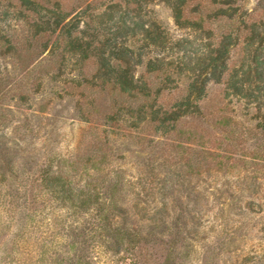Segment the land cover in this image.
Instances as JSON below:
<instances>
[{
    "label": "rangeland",
    "instance_id": "obj_1",
    "mask_svg": "<svg viewBox=\"0 0 264 264\" xmlns=\"http://www.w3.org/2000/svg\"><path fill=\"white\" fill-rule=\"evenodd\" d=\"M59 1L70 13L66 21L77 19L83 29L121 0ZM241 3L262 16L258 0ZM29 7L24 0H0V264L264 263L262 190L259 195L247 190L239 155L225 150V143L217 148L213 118L183 120L169 136L148 125L131 133L127 124L107 122L113 94L76 86L72 81L79 76L71 63L59 70L61 51L41 46L56 35L34 34ZM150 8L175 37L189 34L161 1ZM243 55L241 48L232 50L231 64ZM94 68L86 65L91 73ZM208 91V109L222 115L223 84L211 82ZM176 97L166 93L162 100L170 105ZM58 167L75 188L96 189L102 198L75 208L60 185L55 191L44 181ZM168 172L170 181L158 184ZM163 194L173 217L150 235L139 217L151 214L142 207L161 205ZM100 207L118 220L125 209L137 222L141 233L134 244L119 239L123 235L100 239L92 231L103 225Z\"/></svg>",
    "mask_w": 264,
    "mask_h": 264
},
{
    "label": "trees",
    "instance_id": "obj_2",
    "mask_svg": "<svg viewBox=\"0 0 264 264\" xmlns=\"http://www.w3.org/2000/svg\"><path fill=\"white\" fill-rule=\"evenodd\" d=\"M154 1H116L83 29L77 19L66 21L70 13L64 11L59 0L24 3L31 6L28 10L34 16L30 24L34 34L56 35L52 43L49 38L41 46L43 51L49 46L52 53L61 51L59 70L71 63L79 76L72 81L76 86L113 94V113L106 115L107 122L117 127L121 122L127 124L131 133H140L148 125L155 133L169 136L178 131L183 120L213 118L219 136L217 148L225 143V150L235 157L239 155L241 181L254 195L262 190L264 200V0H258V8L263 11L258 18L241 0H159L171 10L176 25L189 30L181 37H175L158 21L150 8ZM236 48L243 49L244 55L238 64H231L232 50ZM90 62L95 66L92 73L86 69ZM140 67L144 73H138ZM211 82L223 84L222 115L207 107ZM166 93H177L170 105L162 100ZM57 169L45 175L44 181L55 191L60 185L59 192L63 188L65 198L75 208L102 198L96 189L90 192L91 189L75 188L69 175L61 167ZM170 177L168 172L158 177L157 183L166 184ZM164 197L165 194L159 199L161 205L142 207L151 214L139 217L146 219L150 235L165 226V217L172 216ZM193 206L194 214L201 216L199 208ZM103 210L97 208L103 225L97 223L98 229L93 227L92 231L100 239L123 235L119 239L134 244L141 233L137 222L127 216L125 209L120 213L121 221L114 217L119 216L116 213L103 215Z\"/></svg>",
    "mask_w": 264,
    "mask_h": 264
}]
</instances>
